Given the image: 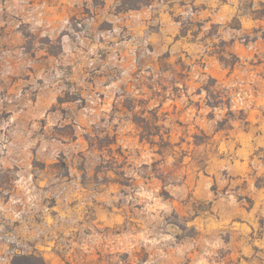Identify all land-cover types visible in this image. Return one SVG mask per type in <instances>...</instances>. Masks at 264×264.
Here are the masks:
<instances>
[{"label":"rangeland","instance_id":"1","mask_svg":"<svg viewBox=\"0 0 264 264\" xmlns=\"http://www.w3.org/2000/svg\"><path fill=\"white\" fill-rule=\"evenodd\" d=\"M264 0H0V264H264Z\"/></svg>","mask_w":264,"mask_h":264},{"label":"trees","instance_id":"2","mask_svg":"<svg viewBox=\"0 0 264 264\" xmlns=\"http://www.w3.org/2000/svg\"><path fill=\"white\" fill-rule=\"evenodd\" d=\"M120 9L127 8H138L146 4L149 0H119ZM254 18L261 19L264 17V1H259V8L255 9ZM11 264H46L44 258L37 253L29 254H15L12 257Z\"/></svg>","mask_w":264,"mask_h":264}]
</instances>
